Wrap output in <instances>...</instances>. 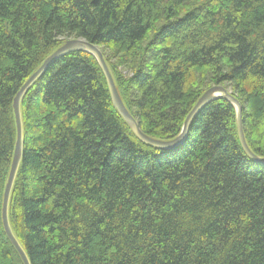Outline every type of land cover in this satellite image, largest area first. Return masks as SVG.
I'll use <instances>...</instances> for the list:
<instances>
[{
  "label": "trees",
  "instance_id": "trees-1",
  "mask_svg": "<svg viewBox=\"0 0 264 264\" xmlns=\"http://www.w3.org/2000/svg\"><path fill=\"white\" fill-rule=\"evenodd\" d=\"M101 50L147 135L170 140L211 86L242 106L264 157V0H0V264H23L1 218L13 101L67 39ZM23 152L8 218L31 264H264V163L227 99L185 141H140L89 52L49 66L20 102Z\"/></svg>",
  "mask_w": 264,
  "mask_h": 264
},
{
  "label": "water",
  "instance_id": "water-1",
  "mask_svg": "<svg viewBox=\"0 0 264 264\" xmlns=\"http://www.w3.org/2000/svg\"><path fill=\"white\" fill-rule=\"evenodd\" d=\"M77 51H86L91 53L97 60L99 66L104 73L107 87L109 90V94L111 97V101L115 109L118 111L120 116L129 124L134 135L142 142L154 146L159 149H173L182 144L189 132V128L191 122L195 118V116L199 113V111L209 104L210 102L216 99H227L229 100L236 109V122H237V131L239 136V141L241 146L246 151V153L256 162L264 163V157H259L255 155L247 145L243 125H242V106L241 103L231 94V92L221 85L211 86L198 98L194 106L191 108L189 113L187 114L181 131L179 134L170 139V140H161L154 137H151L145 134L141 129L137 122V120L129 113L127 108L125 107L112 75L108 69V66L105 62L104 56L101 50L97 45L89 42L83 38H70L67 39L62 45L56 48L44 61L43 63L29 76V78L23 83L18 92L16 93L13 101V109L15 116V125H16V141H15V149L13 153V158L9 170V174L5 183L3 198H2V206H1V218L4 232L15 248L16 252L20 256L23 264H31L30 260L25 252L24 248L21 246L10 226L9 218H8V206L10 195L13 187V183L20 165L22 152H23V123H22V115L20 109V102L25 93L30 89V87L36 82V80L49 68V66L55 62L57 59L62 56L77 52Z\"/></svg>",
  "mask_w": 264,
  "mask_h": 264
},
{
  "label": "bare ground",
  "instance_id": "bare-ground-1",
  "mask_svg": "<svg viewBox=\"0 0 264 264\" xmlns=\"http://www.w3.org/2000/svg\"><path fill=\"white\" fill-rule=\"evenodd\" d=\"M51 66V65H50ZM9 215V214H8Z\"/></svg>",
  "mask_w": 264,
  "mask_h": 264
}]
</instances>
